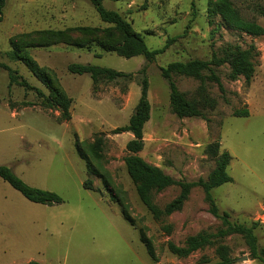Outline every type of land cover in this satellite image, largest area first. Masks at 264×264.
<instances>
[{"label": "rangeland", "instance_id": "1", "mask_svg": "<svg viewBox=\"0 0 264 264\" xmlns=\"http://www.w3.org/2000/svg\"><path fill=\"white\" fill-rule=\"evenodd\" d=\"M231 1L242 17L264 28V0ZM103 6L119 12L151 49L174 38L146 69L150 118L138 154L174 179L195 181L206 179L214 168L215 160L205 147L217 142L220 150H227L232 157L227 166L232 181L213 188L212 196L232 222H258L254 232L258 246L264 247V34L253 36L228 27L217 13H209L208 0H103ZM79 25L109 26L89 0H6L3 7L0 164L10 167L30 186L55 192L62 201L52 205L29 201L0 178V264H27L30 260L41 264H214L218 261L214 247L187 257H177L167 249L168 242L182 245L188 235L221 226L208 212L202 189L193 187L180 210L155 219L126 172L125 145L133 136L112 132L127 123L138 101L137 71L145 63L143 56L125 58L96 45L90 49L65 43L28 48L39 66L52 70L56 83L72 99L71 117L63 122L56 120L60 110L43 108L42 99L33 90L9 86L2 64L45 95L49 93L40 79L13 57L10 37ZM109 34L110 42L120 39L118 31L110 29ZM251 45L257 55L248 83L243 76L231 79L227 63L213 67L222 91L206 77L174 76L178 89L188 98L198 99L202 83L216 100L215 108L206 109V119L180 118L171 112L169 89L160 67L172 61L230 56ZM72 62L134 75L93 85L89 74L67 70ZM237 109H247L248 115L234 116ZM178 193L179 187L169 186L154 192L153 201L163 207ZM123 210L131 221L125 219ZM141 229L155 260L140 240ZM223 243L231 249L232 264H264L251 259L242 236H227Z\"/></svg>", "mask_w": 264, "mask_h": 264}, {"label": "trees", "instance_id": "2", "mask_svg": "<svg viewBox=\"0 0 264 264\" xmlns=\"http://www.w3.org/2000/svg\"><path fill=\"white\" fill-rule=\"evenodd\" d=\"M95 8L100 19L109 26L100 28L89 25L71 26L65 29L33 30L27 33L16 34L9 39L11 54L14 58L21 60L40 81L49 89L45 95L43 91L17 74L9 66L2 64L8 75L9 86L16 84L27 90H33L42 100L41 106L52 110H60L56 116L58 122L67 121L71 115L69 108L72 103L71 97L56 83V78L50 69L41 67L30 56L28 48L49 46L57 43H65L77 48L90 49L93 45L99 46L103 51L115 52L119 56L131 58L141 55L144 57V65L137 71L140 75V95L133 112L127 123L112 130L113 133L129 132L132 138L127 141L125 148L127 154L124 157L126 172L132 182L136 185V191L141 202L151 212L155 219H161L174 211L180 210L187 200L193 187H200L204 193V200L208 205V212L221 222V226L215 231H200L188 235L182 245L173 242L167 243V249L177 257H187L191 253L214 247V253L218 261L214 264H232L234 258L231 249L223 243L224 238L231 235H240L245 240L251 254V259L264 261V247H259L257 236L254 232L258 222L249 225L232 222L227 211H220L212 196V189L224 183L232 181L227 172V166L231 155L227 150H220L217 142L209 143L205 147L208 156L214 158L215 166L207 175L206 179L195 181L177 180L166 174L159 166L146 162L138 153L143 148V129L150 118V103L148 100V78L146 69L158 54L163 53L174 38H169L165 44L156 49L149 48L143 36L133 30L128 22L119 12L107 9L103 6V0H89ZM6 0H0V21L2 20L3 7ZM193 3L191 7L193 8ZM209 13H217L224 23L234 29L249 35L260 36L264 34V28L253 20L245 19L234 7L231 0H208ZM110 29L120 33V39L115 42L109 41ZM107 39V40H106ZM257 52L253 45L244 49H237L230 56L218 57L213 55L210 60L191 59L188 61H172L160 67V75L166 81L169 89L170 110L177 117H199L206 119V109H213L216 100L206 91L201 83L198 87V99H190L185 93L178 89L174 76H185L202 80H208L217 84L222 91L223 87L213 67L227 63L230 68L229 77L237 79L243 76L248 83L254 74V61ZM67 70L73 74H89L93 85L99 81H114L119 78L131 79L133 73L119 71L110 67L98 66L90 63L72 62L67 65ZM46 73L51 74L48 76ZM54 82L57 84L55 85ZM234 116H247L248 110H234ZM0 178L7 182L12 188L20 192L29 201L52 205L61 202L60 196L55 192L30 186L16 175L10 167L0 164ZM83 186L89 188L88 183ZM169 186L179 187L177 196L166 203L163 207L157 206L153 201V193L160 192ZM109 189V188H108ZM110 191V189H109ZM125 219L131 221L128 214L123 210ZM140 231V240L146 245L150 257L155 260L152 246ZM27 264H41L30 260Z\"/></svg>", "mask_w": 264, "mask_h": 264}, {"label": "crops", "instance_id": "3", "mask_svg": "<svg viewBox=\"0 0 264 264\" xmlns=\"http://www.w3.org/2000/svg\"><path fill=\"white\" fill-rule=\"evenodd\" d=\"M81 49H83V48H81ZM87 63V62H86Z\"/></svg>", "mask_w": 264, "mask_h": 264}]
</instances>
